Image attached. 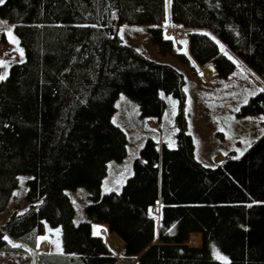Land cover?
Listing matches in <instances>:
<instances>
[{
    "label": "trees",
    "instance_id": "1",
    "mask_svg": "<svg viewBox=\"0 0 264 264\" xmlns=\"http://www.w3.org/2000/svg\"><path fill=\"white\" fill-rule=\"evenodd\" d=\"M0 15L15 23L25 48V59L0 80V211L19 174L33 172L28 207L0 225V252L22 250L9 237L35 246L39 234L60 225L63 250L76 257L49 264H117L93 231L101 223L118 234H109L116 250L124 240L121 259L132 264H264V132L241 156L215 166L199 161L183 72L117 32L122 21L146 23L160 54L211 74L213 63L222 75L235 69L234 54L264 80V0H170L168 9L167 0H5ZM169 19L189 29L188 52L164 36ZM120 90L150 118L165 111L161 90L175 95L177 146L163 140L159 148L149 136L121 189L103 193L108 161L127 153L128 136L112 118ZM242 111L264 112V91ZM78 185L92 189L80 221L66 191Z\"/></svg>",
    "mask_w": 264,
    "mask_h": 264
},
{
    "label": "rangeland",
    "instance_id": "2",
    "mask_svg": "<svg viewBox=\"0 0 264 264\" xmlns=\"http://www.w3.org/2000/svg\"><path fill=\"white\" fill-rule=\"evenodd\" d=\"M169 5L170 0H167V9ZM167 22L164 36L172 39L178 50L188 52L189 29L174 26L170 19ZM147 25L146 23L122 21L117 27V32L124 42L135 46L153 59L175 65L183 72L186 93L184 112L187 117L188 131L193 136L195 157L205 165L215 166L218 161L228 155L241 156V153L248 150L253 141L264 132V112L242 111L243 104L264 89V80L242 59L233 54L231 57L235 61V69L230 74H216L214 78L204 81L201 74L211 75L205 69L206 67L197 66L194 62L181 63L172 54H160L157 45L151 40ZM9 32L11 38L8 35ZM220 46L227 51L222 43ZM24 59L25 48L15 31V23L0 15V61L5 62L0 65V75H7L13 63ZM161 95L167 102L165 111L160 117L150 118L141 114L139 102L133 96L125 90L119 91L112 118L115 123L123 127L128 136L127 153L122 158L113 157L108 161L107 173L101 184L103 193L121 189L128 176L133 173L134 160L141 154V149L149 136L158 140L159 148L162 147L163 140L171 147L177 146L179 100L165 90H161ZM151 119L154 120L155 126L150 124ZM217 156L220 157L217 158ZM32 176L31 171L19 174L18 185L8 205L0 211V225L14 210L22 211L28 207L29 201L25 194L28 181ZM66 191L75 205V220L80 221L87 218L86 204L92 199V189L86 185H78L74 188H67ZM159 209L160 203L158 202L152 208V212L158 215ZM159 224L158 220L157 230ZM56 228V233L60 232L62 237V227L59 225ZM189 238L187 240L189 245L201 244H192ZM155 239V242H159L157 236ZM105 240L111 247L108 236ZM16 246L21 247V244ZM111 250L119 258L117 264H132V262L121 259L123 249L118 251L113 246ZM214 254L217 257L226 258L222 260H228V255L217 247L214 249Z\"/></svg>",
    "mask_w": 264,
    "mask_h": 264
},
{
    "label": "crops",
    "instance_id": "3",
    "mask_svg": "<svg viewBox=\"0 0 264 264\" xmlns=\"http://www.w3.org/2000/svg\"><path fill=\"white\" fill-rule=\"evenodd\" d=\"M209 65L214 66L215 71L209 76H203L200 73L204 81L214 78V76L217 74L215 65L213 63H210ZM149 122L152 126H155L154 120L151 119ZM219 157L220 156H217V158ZM56 227H51L47 233L39 234L37 236V243L35 246H32L28 242L24 241V243L20 240L9 237V242L15 246L21 244L22 250L19 252H0V264H39V261H41L42 264H49L55 259L68 261V258H70L71 261L74 260L76 257L75 254L63 250L61 233H56ZM93 231L95 234L103 235L105 238L107 236L109 237V234H117L116 232H109L107 226L101 223L95 224L93 226ZM108 242L111 244L110 240H108ZM110 248L112 249L113 246L111 245ZM122 249L124 251V240Z\"/></svg>",
    "mask_w": 264,
    "mask_h": 264
},
{
    "label": "snow or ice",
    "instance_id": "4",
    "mask_svg": "<svg viewBox=\"0 0 264 264\" xmlns=\"http://www.w3.org/2000/svg\"><path fill=\"white\" fill-rule=\"evenodd\" d=\"M4 2H5V0H0V4H3ZM8 35L11 38V33L10 32L8 33ZM13 42H15V41H13ZM21 54H22V50H21ZM4 63H5L4 61H0V65H3ZM5 78H6V75H0V80H3ZM261 91H264V89H261ZM245 102H247V101H245ZM241 154H243V153H241ZM218 258L226 259V258H223V257H218ZM226 264H227V262H226Z\"/></svg>",
    "mask_w": 264,
    "mask_h": 264
}]
</instances>
